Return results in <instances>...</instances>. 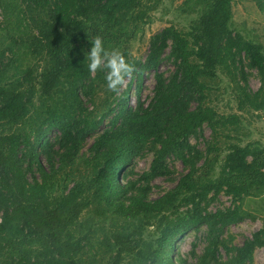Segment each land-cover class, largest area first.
Returning <instances> with one entry per match:
<instances>
[{"label": "trees", "instance_id": "trees-1", "mask_svg": "<svg viewBox=\"0 0 264 264\" xmlns=\"http://www.w3.org/2000/svg\"><path fill=\"white\" fill-rule=\"evenodd\" d=\"M252 1L264 12L263 0ZM159 2L0 0V264H187L174 256L177 236L201 226L205 245L189 264H250L264 246V226L240 245L223 235L254 218L240 204L264 194V146L241 144L242 115L208 103L218 69L238 110H264V44L232 28V0H182L197 13L188 28L151 33L137 58L130 44ZM96 35L134 66L118 92L107 90L104 71H88ZM245 68L257 71L253 92ZM148 71L154 84L143 101ZM203 124L210 140L201 149L190 138ZM144 153L150 164L137 172ZM171 158L183 165L177 176ZM156 177L174 185L151 197ZM221 193L231 206L210 210Z\"/></svg>", "mask_w": 264, "mask_h": 264}, {"label": "rangeland", "instance_id": "rangeland-1", "mask_svg": "<svg viewBox=\"0 0 264 264\" xmlns=\"http://www.w3.org/2000/svg\"><path fill=\"white\" fill-rule=\"evenodd\" d=\"M264 1V0H263ZM182 0H160L158 7L151 12V20L145 26L142 32V40L134 39L129 47L130 52L135 57L144 58L147 53V37L167 25H174L181 29H187L189 22L196 14L192 11H183L181 9ZM2 20V13L0 10V21ZM232 28L238 31L245 38H250L264 44V12L254 4L252 0H232L231 13ZM167 53V52H165ZM167 69H172V65L167 61H162L159 64V71L166 72ZM247 71V86L250 92L255 91L259 87V78L255 69L245 68ZM167 73V72H166ZM165 73V74H166ZM216 88L210 94L208 103L218 113L229 114L239 113L242 115L241 130V144L248 141L258 143L264 146V110L255 112H247L238 110L236 94L232 90V86L221 71H216ZM129 77L125 79L124 84L120 87L123 89ZM154 78L152 71L144 73L140 81V97L143 101H148L152 94V87ZM135 88L132 86L129 92L130 103L135 101ZM102 127V125L100 126ZM54 131L49 132V137L52 139ZM92 136H87L83 144L82 151H85L92 141ZM205 140H210V129L206 124L201 127L200 135L191 137V142H196L198 146L203 149ZM227 141V140H226ZM221 141L219 145H223ZM152 155L144 153L142 156L136 158L134 162V169L137 172L146 170L150 164ZM43 162L44 159L42 158ZM170 168L174 170V174L183 172V165L180 160L171 158L169 160ZM153 189L151 190V197L157 196L158 191L162 189L171 188L174 183L163 177H156L151 181ZM230 196L223 193L219 194L216 200L210 205L209 209L225 208L231 206ZM241 208L254 216L246 217L239 222L232 223L225 227L224 236H232V243L240 245L246 237H251V234L264 226V194L262 196H248L244 197L241 202ZM204 227L201 226L199 230L191 229L177 236L175 245V257L178 256L186 259V263H195L197 255L201 254L205 242L203 240ZM194 244V246H193ZM191 251L195 253L192 254ZM221 257L225 259V253L221 250ZM250 264H264V246L256 247L253 251V258Z\"/></svg>", "mask_w": 264, "mask_h": 264}, {"label": "clouds", "instance_id": "clouds-1", "mask_svg": "<svg viewBox=\"0 0 264 264\" xmlns=\"http://www.w3.org/2000/svg\"><path fill=\"white\" fill-rule=\"evenodd\" d=\"M88 40L91 44L90 50L86 52L88 71L90 73L104 71L107 90L118 92L125 79L133 73V64L118 49H107L100 35Z\"/></svg>", "mask_w": 264, "mask_h": 264}]
</instances>
